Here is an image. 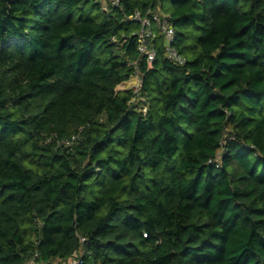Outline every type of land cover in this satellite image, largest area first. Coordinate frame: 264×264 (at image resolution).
Returning a JSON list of instances; mask_svg holds the SVG:
<instances>
[{"label": "trees", "instance_id": "1", "mask_svg": "<svg viewBox=\"0 0 264 264\" xmlns=\"http://www.w3.org/2000/svg\"><path fill=\"white\" fill-rule=\"evenodd\" d=\"M106 1L0 0V264H264V0Z\"/></svg>", "mask_w": 264, "mask_h": 264}, {"label": "built area", "instance_id": "2", "mask_svg": "<svg viewBox=\"0 0 264 264\" xmlns=\"http://www.w3.org/2000/svg\"><path fill=\"white\" fill-rule=\"evenodd\" d=\"M95 2H99L102 4L103 8L106 6V0H94ZM109 3L111 5H117L118 0H110ZM130 19L134 21H138L140 23V32L138 34V50L141 54L146 55L148 62H151L154 59L155 51L152 48H148L147 41L152 39L154 36V29L158 30L159 34L163 35L165 40V51L166 57L176 63L182 64L183 59L178 55V53L171 47L172 42L174 41V29L170 26L167 21V18L164 15H159L158 13H154L151 16L144 15L141 16L138 12H135ZM136 79V85L133 89L134 93H137L139 88L141 87V80L138 78V75L134 76ZM146 111L144 107L142 109ZM80 260L77 255H73L66 263L64 264H79Z\"/></svg>", "mask_w": 264, "mask_h": 264}, {"label": "rangeland", "instance_id": "3", "mask_svg": "<svg viewBox=\"0 0 264 264\" xmlns=\"http://www.w3.org/2000/svg\"><path fill=\"white\" fill-rule=\"evenodd\" d=\"M160 10L162 12H164V13L168 12V10H169V0H164V4H163L162 8H160ZM86 15H87V12H84L83 15H77V18H82V17H85ZM135 80L136 79H131L130 81L120 85L119 87L120 88H128V89L129 88H134L135 85L137 84ZM188 130H190V129H188Z\"/></svg>", "mask_w": 264, "mask_h": 264}, {"label": "clouds", "instance_id": "4", "mask_svg": "<svg viewBox=\"0 0 264 264\" xmlns=\"http://www.w3.org/2000/svg\"><path fill=\"white\" fill-rule=\"evenodd\" d=\"M219 51H220V49L217 48V49L212 53V55H213V56L217 55V53H219ZM145 235H147V233H145Z\"/></svg>", "mask_w": 264, "mask_h": 264}]
</instances>
